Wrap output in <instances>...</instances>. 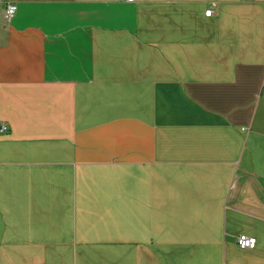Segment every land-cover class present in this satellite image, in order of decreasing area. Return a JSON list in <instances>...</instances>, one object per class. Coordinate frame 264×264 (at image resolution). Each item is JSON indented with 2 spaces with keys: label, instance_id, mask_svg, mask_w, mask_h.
<instances>
[{
  "label": "crops",
  "instance_id": "crops-1",
  "mask_svg": "<svg viewBox=\"0 0 264 264\" xmlns=\"http://www.w3.org/2000/svg\"><path fill=\"white\" fill-rule=\"evenodd\" d=\"M2 125L0 264H264V0H0Z\"/></svg>",
  "mask_w": 264,
  "mask_h": 264
},
{
  "label": "built area",
  "instance_id": "built-area-1",
  "mask_svg": "<svg viewBox=\"0 0 264 264\" xmlns=\"http://www.w3.org/2000/svg\"><path fill=\"white\" fill-rule=\"evenodd\" d=\"M113 2H134V0H112ZM17 14V5L14 3H8L4 9V20L6 23H10ZM213 11L209 9L206 12L207 17H211ZM9 131V127L7 125H2L0 127V133H7ZM237 245L244 250H254L257 246V240L248 236H239L236 240Z\"/></svg>",
  "mask_w": 264,
  "mask_h": 264
}]
</instances>
